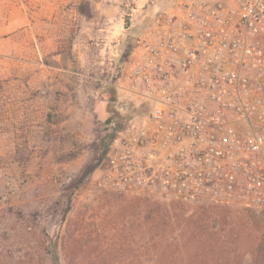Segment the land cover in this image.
<instances>
[{
	"label": "rangeland",
	"instance_id": "1",
	"mask_svg": "<svg viewBox=\"0 0 264 264\" xmlns=\"http://www.w3.org/2000/svg\"><path fill=\"white\" fill-rule=\"evenodd\" d=\"M174 1L0 0V264H264V214L97 183L140 104L121 65Z\"/></svg>",
	"mask_w": 264,
	"mask_h": 264
},
{
	"label": "built area",
	"instance_id": "2",
	"mask_svg": "<svg viewBox=\"0 0 264 264\" xmlns=\"http://www.w3.org/2000/svg\"><path fill=\"white\" fill-rule=\"evenodd\" d=\"M117 88L153 110L113 138L100 188L264 214V0H175Z\"/></svg>",
	"mask_w": 264,
	"mask_h": 264
},
{
	"label": "trees",
	"instance_id": "3",
	"mask_svg": "<svg viewBox=\"0 0 264 264\" xmlns=\"http://www.w3.org/2000/svg\"><path fill=\"white\" fill-rule=\"evenodd\" d=\"M137 107H138V109H137V118H136V120L135 121H140V120H142L144 117H146V116H148L151 112H152V110H153V106H151V104H149V103H140V104H137ZM126 127V126H125ZM125 127H121V128H119L112 136H111V138H110V140L108 141V143H107V146H106V148H105V151H104V154H103V160H104V158L106 157V154H107V152H108V149H109V146H110V144H111V142H112V140H113V138L116 136V134L117 133H119L120 131H122ZM103 162V161H102ZM102 164V163H101ZM57 256L54 254V256H53V261L55 262V260L57 261ZM58 264V263H57Z\"/></svg>",
	"mask_w": 264,
	"mask_h": 264
}]
</instances>
